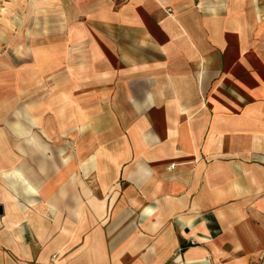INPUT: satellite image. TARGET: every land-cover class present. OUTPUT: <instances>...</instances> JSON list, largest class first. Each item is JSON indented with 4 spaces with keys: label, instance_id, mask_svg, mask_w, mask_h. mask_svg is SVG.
Returning a JSON list of instances; mask_svg holds the SVG:
<instances>
[{
    "label": "crops",
    "instance_id": "crops-1",
    "mask_svg": "<svg viewBox=\"0 0 264 264\" xmlns=\"http://www.w3.org/2000/svg\"><path fill=\"white\" fill-rule=\"evenodd\" d=\"M0 264H264V0H0Z\"/></svg>",
    "mask_w": 264,
    "mask_h": 264
},
{
    "label": "water",
    "instance_id": "water-1",
    "mask_svg": "<svg viewBox=\"0 0 264 264\" xmlns=\"http://www.w3.org/2000/svg\"><path fill=\"white\" fill-rule=\"evenodd\" d=\"M2 211H3V209H2V207L0 206V214L2 213Z\"/></svg>",
    "mask_w": 264,
    "mask_h": 264
},
{
    "label": "rangeland",
    "instance_id": "rangeland-1",
    "mask_svg": "<svg viewBox=\"0 0 264 264\" xmlns=\"http://www.w3.org/2000/svg\"><path fill=\"white\" fill-rule=\"evenodd\" d=\"M119 2H123V0H118Z\"/></svg>",
    "mask_w": 264,
    "mask_h": 264
}]
</instances>
